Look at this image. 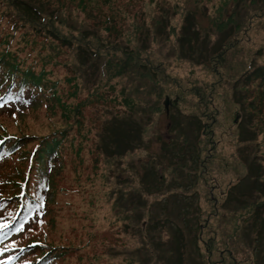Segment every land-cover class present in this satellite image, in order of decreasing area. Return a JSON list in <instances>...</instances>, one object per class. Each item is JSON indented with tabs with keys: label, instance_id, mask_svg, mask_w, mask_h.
<instances>
[{
	"label": "rangeland",
	"instance_id": "obj_1",
	"mask_svg": "<svg viewBox=\"0 0 264 264\" xmlns=\"http://www.w3.org/2000/svg\"><path fill=\"white\" fill-rule=\"evenodd\" d=\"M78 1L68 14L77 36L95 30L94 60L84 43L58 45L33 22L25 39L20 26L9 43L22 69L37 74L43 65L57 89L36 106L0 108V133L26 143L0 165V196L22 191L34 145L60 138L58 131L65 137L54 168L37 171L33 163L30 192L38 202L31 207L47 202L21 229L2 234L0 264H31L36 259L21 260L19 248L37 242L58 248L57 264L264 260L252 245L258 229L264 236V212L253 218L264 203V0ZM190 10L200 38L182 48ZM2 14L5 35L14 23ZM119 120L140 125L141 141L111 154L108 127ZM40 173L50 178L46 189H34ZM14 207L0 210V228Z\"/></svg>",
	"mask_w": 264,
	"mask_h": 264
},
{
	"label": "trees",
	"instance_id": "obj_2",
	"mask_svg": "<svg viewBox=\"0 0 264 264\" xmlns=\"http://www.w3.org/2000/svg\"><path fill=\"white\" fill-rule=\"evenodd\" d=\"M71 1L72 0H70V3ZM0 2L4 3V5L0 6V11H2L3 13L2 15H8V19L6 20L14 23V30L6 32L5 35H0L7 38L4 41H2L0 38V106H36L38 105V103L40 104L44 101L43 99L46 98V96L48 95V91L52 88V86L48 85V83H50L49 80L46 79L48 73L43 65L42 71L37 74L31 72V68H28L27 70L22 69V59L16 54V52H14L17 50H13V46L10 47L9 43L14 37V31H17L20 26H24L26 28L22 39H25V35L28 32L29 26L27 24L33 22L35 25H29H33L37 30L41 29L42 31H44L45 38H56L58 40V45L65 44L73 48V50H78V45L84 43V45L86 46L82 45L84 47V49L82 48L84 51L83 53L87 58H90V61L92 59L94 60L95 58H97V56L100 55V49H98V47H95L94 45V35L96 34L95 30H93L94 32L92 30H85L79 36H77L74 32L77 29L71 23L72 16L68 14V12H72V9L68 7L70 3L61 5L59 7H54L51 5H54L55 1H50V5L46 3H36L30 0H0ZM82 3L84 4L83 7L87 5L86 0H79L78 2H76V6H81ZM195 8L197 9V4H195ZM194 13L195 11L190 10L185 17L187 22L184 25L185 32L182 35V48L186 46H188V48H191L194 46L193 44L199 41V29L198 31L193 29V26L196 24L194 20L195 17L193 16ZM65 23L66 26L72 28L73 31L65 33L62 27V25H65ZM105 23L106 25L113 24L111 19L106 20ZM20 42L22 41L20 40ZM89 42H91L98 51L94 50V47L87 45V43ZM58 45L56 44V47H58ZM20 49H23V47ZM222 52L223 50L222 48H220V51H218V55H220ZM38 54H40L41 57L42 53L40 51L38 52ZM51 55H53V53ZM46 64H49V61L46 62ZM53 89H55L56 93L57 87L54 86L51 91H53ZM137 126L140 125H136V123L134 124L132 121L128 120H119L114 124L113 127L109 126L108 129L110 132L108 134V138L113 140V146L108 145V151L111 154H122L125 153L128 149L130 150L135 148L137 146L136 143L141 141L142 135V130H140V128H138ZM61 134L62 133L58 131L56 132L55 136H60V138L49 140L46 143L44 142L39 143L38 145H34V151L31 153V150L28 154L27 158L31 156L32 161H39L37 163L38 171L48 170L50 165L54 168L56 162L58 163L60 161L59 159H61L62 149L59 141L63 140L65 137ZM0 135V140H3L2 144L0 145V165H2L5 160H7L8 158H12L15 154L24 153V147L26 143L22 145V142L24 143L23 138L21 140H18L19 138L17 135H10L8 139H5L6 135H2V132L0 133ZM27 137H30V135H27ZM46 157L48 163L43 161V159ZM54 159H58V161L54 162ZM32 165H30V167ZM150 171L155 172L152 169ZM30 175L27 178L25 177V184L21 191V201L19 200L20 190L14 193L16 194L15 196H13L14 194L9 195L11 199H5L2 206H5L4 209L6 211L9 209L10 205L15 206L14 209L19 208L22 210V206L20 205V203L26 206L28 204L27 201H30L31 203V205L28 206L29 209L36 208V206L31 207L32 204L34 203L35 205L38 200L35 193L31 194L30 192L33 184H28V181L32 177ZM40 175L42 176V179L44 181H42L41 179L39 180V182L34 181V186H36L34 187V189L42 185L43 189H46L47 187V182L50 179L49 176L45 173H40ZM48 184L51 185L47 188V192L49 193V191L52 189V184ZM45 201L47 202V200ZM255 206L256 209L253 218L255 220H261V213L264 212V203L258 202ZM38 210H40V207L38 208ZM13 214L14 212L11 213L9 219H11ZM22 214L23 212H21L20 215L22 216ZM254 221L252 223L253 225L255 223ZM263 237V230L258 229L255 241L252 243V245L257 244L254 248L257 258L259 256L264 258V250H260V245L262 243ZM170 247H175V245L173 243H170ZM173 252L170 256V258L172 259ZM61 256L62 254L58 251V248L52 249L51 246L39 243L34 247L27 248V250H25L22 254V259H27L29 257L31 259L34 257L36 260H32L31 264H57ZM262 261L259 263L256 262V264H264L263 259Z\"/></svg>",
	"mask_w": 264,
	"mask_h": 264
},
{
	"label": "water",
	"instance_id": "obj_3",
	"mask_svg": "<svg viewBox=\"0 0 264 264\" xmlns=\"http://www.w3.org/2000/svg\"><path fill=\"white\" fill-rule=\"evenodd\" d=\"M169 103H170V98L167 96L166 99H165V106H166V108H168Z\"/></svg>",
	"mask_w": 264,
	"mask_h": 264
}]
</instances>
